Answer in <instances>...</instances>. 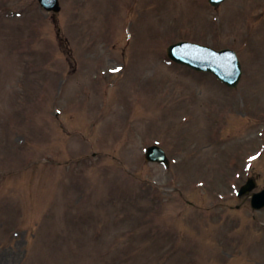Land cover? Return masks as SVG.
<instances>
[{
    "label": "rangeland",
    "instance_id": "rangeland-1",
    "mask_svg": "<svg viewBox=\"0 0 264 264\" xmlns=\"http://www.w3.org/2000/svg\"><path fill=\"white\" fill-rule=\"evenodd\" d=\"M60 3L0 0V264H264L225 183L264 188V0ZM188 32L238 48L235 89L166 57Z\"/></svg>",
    "mask_w": 264,
    "mask_h": 264
}]
</instances>
